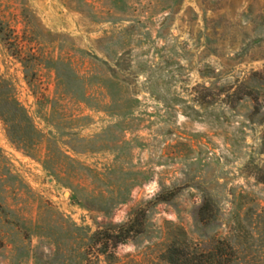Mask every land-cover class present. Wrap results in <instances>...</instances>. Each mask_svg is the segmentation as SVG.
<instances>
[{
	"label": "rangeland",
	"instance_id": "rangeland-1",
	"mask_svg": "<svg viewBox=\"0 0 264 264\" xmlns=\"http://www.w3.org/2000/svg\"><path fill=\"white\" fill-rule=\"evenodd\" d=\"M263 70L264 0H0V264H264Z\"/></svg>",
	"mask_w": 264,
	"mask_h": 264
},
{
	"label": "trees",
	"instance_id": "trees-1",
	"mask_svg": "<svg viewBox=\"0 0 264 264\" xmlns=\"http://www.w3.org/2000/svg\"><path fill=\"white\" fill-rule=\"evenodd\" d=\"M262 79L264 80V70L260 72ZM264 184V180L260 179ZM159 201H165V199L160 198ZM133 215V214H132ZM135 217V213H134ZM136 219L133 216L129 217L125 222L120 225H107L101 228H98L92 235L91 242L92 244H102L111 243L113 247L119 244H125L127 241L132 239L134 236L138 235L140 231L136 228ZM2 246L0 242V247ZM222 242H218L215 245V249L212 252L208 253H185L178 248L168 247L166 253L168 256L165 258V261L168 264H214L216 262L215 252L222 251ZM100 253H105V247L100 248ZM220 263V259L218 260Z\"/></svg>",
	"mask_w": 264,
	"mask_h": 264
}]
</instances>
